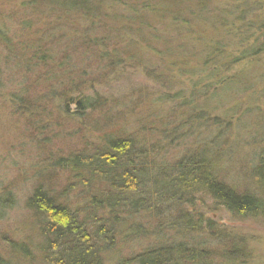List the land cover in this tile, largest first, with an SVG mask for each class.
<instances>
[{"label":"trees","instance_id":"trees-1","mask_svg":"<svg viewBox=\"0 0 264 264\" xmlns=\"http://www.w3.org/2000/svg\"><path fill=\"white\" fill-rule=\"evenodd\" d=\"M1 1L11 7L10 12L0 7V73L19 70L22 82L6 95L14 115L32 130L55 121V139L74 134L78 144L49 149V138L40 142L39 132L24 141L34 139L26 148L29 165L14 167L22 184L17 186L15 176L8 190L0 189V209L21 200L35 235L13 244L0 264H110L109 252L122 244L141 249L130 264H181L192 254L208 262L216 256L219 264L244 262L243 244L215 230L194 200L206 198L235 217L264 215V150L253 160L254 187L240 188L218 170L223 148L232 141L217 129L214 135L202 132L210 129L204 120L213 103L248 92L253 98L256 82L264 81V0H221L215 7L211 0ZM210 22L217 23L213 28L221 39H204ZM238 24L242 28L235 34ZM187 26L194 27L190 35L168 32ZM181 37L202 46L206 78L180 103L164 95L160 101L171 102L169 113L145 108L133 128L124 123L120 105L97 92L84 94L97 85L101 71L112 69L108 61L129 66L143 61L140 46L163 62L186 60V50L162 55L175 50L162 45L166 39ZM85 60L90 62L83 66ZM169 64L168 72L180 68ZM139 101L133 103L137 111ZM56 113L67 118L56 121ZM76 117L81 123L75 127ZM247 122L233 142L246 132L263 143L260 120ZM30 145L37 152L32 158ZM123 259L115 264H127ZM195 259L190 263L197 264Z\"/></svg>","mask_w":264,"mask_h":264},{"label":"rangeland","instance_id":"rangeland-1","mask_svg":"<svg viewBox=\"0 0 264 264\" xmlns=\"http://www.w3.org/2000/svg\"><path fill=\"white\" fill-rule=\"evenodd\" d=\"M211 2L212 3L210 7H215L221 3V0H211ZM1 4L0 7L4 6V10L2 12H10L9 7H11V4L8 5L3 1H1ZM263 5L264 3L262 6ZM3 14L4 16H7L6 13ZM163 25L164 28L170 27L168 22L164 23ZM207 25V34L204 36V39L214 37L215 40L221 39L222 35H218L220 33H217L215 28H213L218 27L217 23L212 24L210 22L207 23ZM9 28L11 30L12 27L10 26ZM192 28L194 27L191 26L188 28L187 26L183 31L170 28V31L168 32L170 33L171 37L172 35L180 37V35L184 32L189 34ZM233 28L235 30V34H239L242 25L240 27L238 24ZM14 30L15 28L13 27V31ZM181 39L182 37L180 38V41L166 39L164 44H162L172 45L175 47V50L170 49V54H162L165 56H173L179 50H186V60H178L176 61L177 63H173L171 60H168L173 65H180V68L174 67L171 69L173 70L172 72H168L167 70L172 68L169 62L161 61V57L158 58L154 52H146V49H144L145 46H140L143 49L141 50L143 52L141 53L144 57L143 61L130 66L120 65L118 64V61H108L106 65L110 64L112 69L107 73L101 71L103 75L100 77V79L98 78L99 80H97V85H93V88L91 87L86 89L84 94H93L97 92L103 97L106 96L107 98L111 99L112 102L114 101L116 105H120L118 107L119 110H121V113L124 114V123L128 125H134L135 119L138 120V115L144 113L145 108H148L149 111L150 108L156 107V112L169 113L168 106L170 105L168 104L171 102L163 103L160 101L164 95L169 94V96H172L173 99L174 97L176 98V102L180 103L189 96L190 92H197V89H199L198 87L204 82L206 78L205 73L201 72L203 69V62L200 59L202 58L204 52L202 51V46L194 41L192 42L187 39V41L184 42ZM159 47L156 48H158L160 51L161 48ZM195 59H199V62ZM85 61L86 62H83V66L90 62L89 60ZM3 64L4 63L0 60V67H2ZM76 66L82 67V64L78 62ZM92 67L94 70H97L98 68H95L93 65ZM249 70L254 71L252 69ZM85 71L86 69L83 68V73H85ZM159 71H165L163 78L161 76L156 77L157 72ZM89 72L91 73V71ZM18 74H20L19 70H14L13 72L9 71L2 74L0 73V189L3 188L5 190H8V184H10L11 180L15 176L16 179L13 180L19 179L17 186L22 184V180L18 177V172L14 169V167L17 166V164L19 165V163H23L25 167L29 165L27 162L29 158L26 148L29 146V141L32 142L34 139L29 140L27 143L24 142L27 141L26 138H28V136L37 134L39 132L38 136L41 137L40 142L49 138L48 140H50L51 143V145H48L49 149H51L52 145H61L60 147H65L63 149L67 150L68 148L71 149L78 144L73 140L75 139L74 134L72 135L73 138L71 136L67 138L61 135V137L59 136L55 139V136L58 134L57 131H53L55 125L57 124L55 121L50 122L49 120H45V125H42V123L40 125L36 124L34 130H32L30 122H27L21 117L14 115L12 107H10V101H8L6 95L8 92L15 89L17 85L22 83L19 80L21 74ZM158 77L162 80L157 79ZM161 81L162 83H160ZM254 87L255 88L252 90V92H255L257 95H255L253 98H250V93L248 92L238 97H234V99L231 100L228 98L226 100L222 99L213 103L210 107L211 111L207 115V119L204 120L208 126V129L210 128V131H205L206 128L202 131L203 133L212 132L214 135V130L217 129L219 132L223 131V133L227 135L228 141H232H229L223 148V161L218 165V170L225 179L230 180L237 187H244L247 189H252L254 187V181H250L249 176L252 171V166L254 163L253 160H255V157L259 152L264 150V141L261 143L259 142L260 140H255V138H253L255 136H252L253 139L250 140L246 135V132L240 134L241 140L239 142H233V140L234 136L237 135L238 130H240L239 128L248 123L247 121L257 120L259 122L260 120V124L264 127V81H260L258 83L256 82ZM71 91L73 92V90ZM68 92L69 93H65V96L68 95L67 97H69L70 94L72 95L70 91ZM136 100H140L139 102H141L139 105L141 108L140 111H137L135 107L136 105L133 104ZM61 105L62 104L60 103V106ZM130 106H134V108L131 109ZM62 117L67 118L66 116ZM62 117L57 115V113L54 115L56 121H63L64 119ZM72 121V125L75 127L76 124L81 123L78 117L73 118ZM68 127L72 128L71 124H68ZM134 127L135 125L133 128ZM73 130L75 131L77 129L73 128ZM262 139H264V137ZM32 146L30 145L31 158L37 153L35 152L36 149L34 148L35 150H33ZM228 148H230V150L225 151ZM37 150L39 149L37 148ZM21 153L24 155L23 158L20 157ZM11 161L13 164L12 167ZM14 186L15 188H13L17 190L16 183ZM13 188L11 187V192L13 191ZM17 196L18 195H14L13 201H16ZM197 199L194 200L195 210L201 213L205 220L209 219L212 222H215V230H219L234 236L235 239H238L239 242L243 244L240 251L244 257V262L240 264H264V215H260L256 218L235 217L206 198ZM31 223L32 221L30 214L28 215V213L25 211L21 200L18 202H13L8 210L0 209V258L7 259L6 253L9 252V249H11L13 244L18 245L20 243L26 242V237H33L35 235ZM203 228L204 227H202V229ZM198 245L203 249V244L201 242ZM125 247L128 248L129 246L122 244L121 246L119 245L117 249L115 247L114 250L109 252L108 257L111 261L110 264H115L116 260L120 261V259L122 260L123 258V260L127 261V264H130V258L133 256V254L141 250L139 249L140 247L136 248L134 245L132 248L129 247V249H124ZM29 250L31 251V249ZM196 255H190V258H186L187 260L181 264H193L190 263V260L195 258V260H197V264H219V261H216V256L215 261L208 262L205 260H200L201 258L199 259V257Z\"/></svg>","mask_w":264,"mask_h":264},{"label":"bare ground","instance_id":"bare-ground-1","mask_svg":"<svg viewBox=\"0 0 264 264\" xmlns=\"http://www.w3.org/2000/svg\"><path fill=\"white\" fill-rule=\"evenodd\" d=\"M7 205V204H6Z\"/></svg>","mask_w":264,"mask_h":264}]
</instances>
